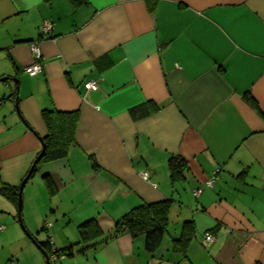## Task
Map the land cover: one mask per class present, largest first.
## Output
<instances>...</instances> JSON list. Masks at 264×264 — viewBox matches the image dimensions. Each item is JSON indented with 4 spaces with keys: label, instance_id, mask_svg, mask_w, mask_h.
Masks as SVG:
<instances>
[{
    "label": "crops",
    "instance_id": "crops-1",
    "mask_svg": "<svg viewBox=\"0 0 264 264\" xmlns=\"http://www.w3.org/2000/svg\"><path fill=\"white\" fill-rule=\"evenodd\" d=\"M36 39L43 70L31 76ZM3 77L0 186L19 187L40 155L43 110L77 121L67 155L27 179L22 214L0 194V264H46L40 242L71 246L62 264H264V0H0ZM171 156L185 162L175 178ZM166 198L153 253L142 235L113 232ZM88 220L98 230L83 238Z\"/></svg>",
    "mask_w": 264,
    "mask_h": 264
},
{
    "label": "trees",
    "instance_id": "trees-1",
    "mask_svg": "<svg viewBox=\"0 0 264 264\" xmlns=\"http://www.w3.org/2000/svg\"><path fill=\"white\" fill-rule=\"evenodd\" d=\"M156 1L157 0H147L150 8L154 6ZM71 2L76 6L81 3H85L86 0H71ZM246 96L248 99H252V96ZM42 115L47 126V134L42 139L45 144V148L36 163L31 165L25 177L28 174L29 177H31L37 170L39 163L65 157L70 145L75 141V127L77 121L76 110L60 111L57 109H49L43 110ZM184 163V159L180 158L179 156L170 157L169 167L172 178H175L179 173H181V167ZM44 181L50 193H53L55 188L54 181L51 176L46 174L44 176ZM18 191V186H10L7 184L0 186V194L15 204L18 202ZM169 204V198L154 202H143L126 211L116 221L113 232L125 230L128 231L132 236L142 235L144 239V249L148 253H153L162 243L164 234L166 233L167 211ZM189 223L192 224V222ZM85 226H89V228L93 227L98 230L94 220H88L84 222L79 226L83 238V230L81 229ZM188 239L189 238H179L174 240V249H182L184 241ZM38 245H40L49 256L51 252V247L49 244L47 242H40ZM70 248L71 246L61 249L55 248V253L62 252L66 255L70 253V251H68ZM255 264L262 263L255 262Z\"/></svg>",
    "mask_w": 264,
    "mask_h": 264
},
{
    "label": "built area",
    "instance_id": "built-area-1",
    "mask_svg": "<svg viewBox=\"0 0 264 264\" xmlns=\"http://www.w3.org/2000/svg\"><path fill=\"white\" fill-rule=\"evenodd\" d=\"M52 31V23L49 21L43 22L40 27H39V33L40 36H50V33ZM29 48L30 51L32 53V61L25 65L23 70L24 72H26L27 74L33 76L38 74L39 72H41L43 70V64L41 61V51H40V40L36 39V40H31L29 43ZM83 86L86 90H96L98 88V82L95 79H88L83 83ZM142 177L146 178L148 173L147 171H144L141 173ZM213 187V179L212 178H207L203 185L196 187L193 190V194L197 197L201 194V192L203 191V187ZM3 227L0 226V230ZM214 239L213 235L209 232H207L205 234V241L206 242H210ZM65 257V254H63L62 252L59 253H55V249H51V252L49 254V259L52 261H57L58 259H61Z\"/></svg>",
    "mask_w": 264,
    "mask_h": 264
},
{
    "label": "water",
    "instance_id": "water-1",
    "mask_svg": "<svg viewBox=\"0 0 264 264\" xmlns=\"http://www.w3.org/2000/svg\"><path fill=\"white\" fill-rule=\"evenodd\" d=\"M1 81L5 80V78H0ZM16 81V80H14ZM12 100V99H10ZM42 151L40 153V155H42L43 151H44V148H45V144L44 142H42ZM40 155L36 158V160L34 161V164L36 163V161L39 159ZM29 178V174L22 180V182L20 183L19 185V191H18V213H20L21 211V208H22V190H23V187L27 181V179ZM43 254L45 255V258H46V264H50V260H49V256L48 254L46 253L45 250L41 249Z\"/></svg>",
    "mask_w": 264,
    "mask_h": 264
},
{
    "label": "rangeland",
    "instance_id": "rangeland-1",
    "mask_svg": "<svg viewBox=\"0 0 264 264\" xmlns=\"http://www.w3.org/2000/svg\"><path fill=\"white\" fill-rule=\"evenodd\" d=\"M22 195H23V193H22ZM23 197V196H22ZM23 211V210H22ZM22 211H21V214H22ZM21 218H23V216H21ZM16 224V223H15ZM19 225H17L21 230H23V227H22V225H21V223H18ZM16 226V225H15ZM22 232H24V230L22 231ZM14 236V235H13ZM168 236V235H167ZM167 236L165 237V238H167ZM70 259H67V261H69ZM62 262H64L63 260H61V261H52V260H50V264H62Z\"/></svg>",
    "mask_w": 264,
    "mask_h": 264
}]
</instances>
